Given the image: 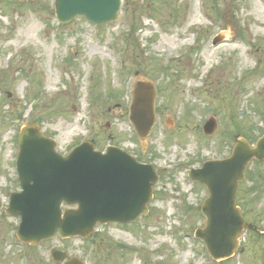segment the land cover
<instances>
[{"label":"rangeland","instance_id":"1","mask_svg":"<svg viewBox=\"0 0 264 264\" xmlns=\"http://www.w3.org/2000/svg\"><path fill=\"white\" fill-rule=\"evenodd\" d=\"M263 18L264 0H122L113 22L78 16L63 24L55 0H0V264H264V234L252 231L234 256L212 258L195 237L209 191L189 176L230 156L235 135L253 144L264 133ZM137 80L157 89V120L144 141L129 118ZM211 116L218 129L206 135ZM29 123L64 154L89 141L153 163L160 179L149 213L128 225L98 224L86 238L21 243L20 218L4 209L20 190L18 139ZM246 173L243 212L255 223V211L264 229V161ZM53 250L67 256L55 261Z\"/></svg>","mask_w":264,"mask_h":264},{"label":"water","instance_id":"2","mask_svg":"<svg viewBox=\"0 0 264 264\" xmlns=\"http://www.w3.org/2000/svg\"><path fill=\"white\" fill-rule=\"evenodd\" d=\"M121 2L55 0L56 16L64 23L84 15L91 22L104 24L118 19ZM155 97L150 82L137 81L130 119L142 140L156 121ZM216 129L214 118L204 126L206 134ZM57 145L37 124H28L21 130L17 171L22 190L10 194L5 210L21 217L17 232L21 241L36 245L57 234L88 236L98 222H130L149 212L148 203L159 179L153 164L139 162L113 145L102 152L93 143L83 142L66 156L57 150ZM253 159H264V135L254 146L246 138L237 137L231 156L206 161L203 167L190 172L193 180L209 189L210 195L201 207L206 220L196 229V236L206 242L216 260L233 256L243 231L255 228L247 222L236 200L239 183L245 180ZM52 254L56 260L64 258L58 250ZM66 264L84 263L74 258Z\"/></svg>","mask_w":264,"mask_h":264},{"label":"trees","instance_id":"3","mask_svg":"<svg viewBox=\"0 0 264 264\" xmlns=\"http://www.w3.org/2000/svg\"><path fill=\"white\" fill-rule=\"evenodd\" d=\"M249 190L248 189H245L244 187L243 188H241V192L240 193H242V194H245L246 192H248ZM244 201V199L242 198V199H240V204L242 205V207H243V209L245 210V209H247L248 207H249V202L247 203V202H243Z\"/></svg>","mask_w":264,"mask_h":264},{"label":"flooded vegetation","instance_id":"4","mask_svg":"<svg viewBox=\"0 0 264 264\" xmlns=\"http://www.w3.org/2000/svg\"><path fill=\"white\" fill-rule=\"evenodd\" d=\"M252 213L254 214V219H255V223L254 224H256L258 226V228H259L258 231L254 229L253 232L254 233H258V234L259 233H262L260 231L261 230L264 231V229L261 227L260 223L257 222L256 215H255V211H252Z\"/></svg>","mask_w":264,"mask_h":264},{"label":"bare ground","instance_id":"5","mask_svg":"<svg viewBox=\"0 0 264 264\" xmlns=\"http://www.w3.org/2000/svg\"><path fill=\"white\" fill-rule=\"evenodd\" d=\"M262 22H264V19L262 20Z\"/></svg>","mask_w":264,"mask_h":264}]
</instances>
